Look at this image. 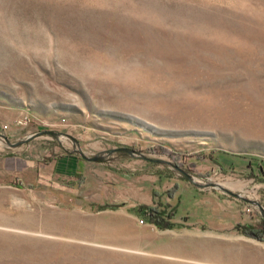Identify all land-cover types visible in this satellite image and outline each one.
I'll use <instances>...</instances> for the list:
<instances>
[{"label":"rangeland","instance_id":"374dc122","mask_svg":"<svg viewBox=\"0 0 264 264\" xmlns=\"http://www.w3.org/2000/svg\"><path fill=\"white\" fill-rule=\"evenodd\" d=\"M248 227L264 0H0V264H264Z\"/></svg>","mask_w":264,"mask_h":264},{"label":"trees","instance_id":"16d2710c","mask_svg":"<svg viewBox=\"0 0 264 264\" xmlns=\"http://www.w3.org/2000/svg\"><path fill=\"white\" fill-rule=\"evenodd\" d=\"M175 211V209L169 211L168 206H164L162 209L156 207H144V209L140 212L143 216L147 217H145V220L155 223L160 228H173L177 225L172 221ZM244 232L264 240L261 231H256L248 227V229H245Z\"/></svg>","mask_w":264,"mask_h":264},{"label":"water","instance_id":"95a60500","mask_svg":"<svg viewBox=\"0 0 264 264\" xmlns=\"http://www.w3.org/2000/svg\"><path fill=\"white\" fill-rule=\"evenodd\" d=\"M52 133H54V132H52ZM125 149H127V148H125ZM83 157H86L85 155H83ZM89 159H94V160H97V159H99V156H94V157H88Z\"/></svg>","mask_w":264,"mask_h":264}]
</instances>
